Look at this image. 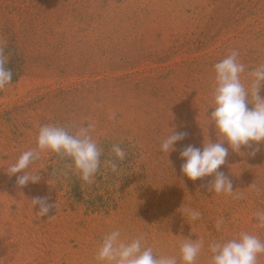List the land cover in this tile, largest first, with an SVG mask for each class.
Returning <instances> with one entry per match:
<instances>
[{"label": "rangeland", "instance_id": "374dc122", "mask_svg": "<svg viewBox=\"0 0 264 264\" xmlns=\"http://www.w3.org/2000/svg\"><path fill=\"white\" fill-rule=\"evenodd\" d=\"M233 50L247 87L264 65V0H0V52L20 66L0 89V264H96L116 229L143 236L156 256L178 258L184 238L203 241L196 264H209L213 241L241 232L264 241V144L254 155L229 149L219 172L230 195L207 191L213 177L180 172L184 147L216 142L214 65ZM49 124L88 128L100 167L84 181L71 159L42 152L30 165L39 183L19 188L7 168ZM172 128L187 136L168 156L160 143ZM35 197L55 204L48 216L35 213Z\"/></svg>", "mask_w": 264, "mask_h": 264}, {"label": "clouds", "instance_id": "9594fccd", "mask_svg": "<svg viewBox=\"0 0 264 264\" xmlns=\"http://www.w3.org/2000/svg\"><path fill=\"white\" fill-rule=\"evenodd\" d=\"M238 52L233 50L214 65L215 87L212 93L213 108L208 115V130L213 127L216 142L209 140L201 148L188 145L180 152L183 161L180 172L189 181L195 182L207 177L213 179L205 187L208 192L230 195L234 192L232 181L219 169L225 164L229 149L243 155L242 148H251L252 154L264 144V98L259 92L264 85V65L256 67L248 75L246 87L241 81L245 66L238 60ZM9 60L0 52V89L11 83L13 73L7 67ZM249 105L252 107L250 108ZM163 138L160 151L170 153L175 145L182 142L187 133L175 128ZM36 148L24 151L7 168V175L16 178V185L23 188L29 183H39V172L32 173L30 165L40 158L42 152L54 153L71 159L75 170L84 181H90L101 164V150L89 135L88 128L72 133L59 125L40 127ZM227 145V147H225ZM113 153L118 159H124L125 152L114 145ZM115 171L116 164L110 162ZM33 210L40 217L48 216L55 204L47 197H35L31 200ZM192 221L199 220L198 210L186 209ZM256 219L264 226V212L258 211ZM222 220L218 221L220 227ZM204 242L184 238L179 257L156 256L151 247L146 246L143 236L131 240L122 238L119 229L106 234L95 256L96 264H196L197 257L204 248ZM209 264H259L264 255V241L257 235L241 232L238 237L226 241H213L208 245Z\"/></svg>", "mask_w": 264, "mask_h": 264}, {"label": "trees", "instance_id": "16d2710c", "mask_svg": "<svg viewBox=\"0 0 264 264\" xmlns=\"http://www.w3.org/2000/svg\"><path fill=\"white\" fill-rule=\"evenodd\" d=\"M10 63L12 64V68L10 69L13 73V77L12 80L16 79L18 77V74L20 72V66L18 63V59L15 57H10L9 58ZM88 205L90 206V203H88Z\"/></svg>", "mask_w": 264, "mask_h": 264}]
</instances>
